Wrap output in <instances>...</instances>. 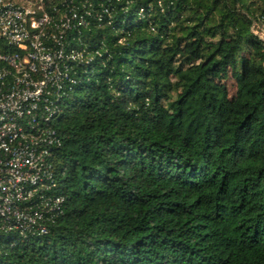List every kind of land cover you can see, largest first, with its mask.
I'll return each instance as SVG.
<instances>
[{
    "label": "trees",
    "instance_id": "16d2710c",
    "mask_svg": "<svg viewBox=\"0 0 264 264\" xmlns=\"http://www.w3.org/2000/svg\"><path fill=\"white\" fill-rule=\"evenodd\" d=\"M72 3L91 59L52 121L62 212L0 264H264V0Z\"/></svg>",
    "mask_w": 264,
    "mask_h": 264
},
{
    "label": "built area",
    "instance_id": "2783aa9c",
    "mask_svg": "<svg viewBox=\"0 0 264 264\" xmlns=\"http://www.w3.org/2000/svg\"><path fill=\"white\" fill-rule=\"evenodd\" d=\"M47 0H0V236L47 233L62 212L51 156L59 144L52 121L79 83L77 67L91 56L74 29L89 24L69 0L47 10ZM100 20V18H98ZM87 55H86V54Z\"/></svg>",
    "mask_w": 264,
    "mask_h": 264
},
{
    "label": "rangeland",
    "instance_id": "374dc122",
    "mask_svg": "<svg viewBox=\"0 0 264 264\" xmlns=\"http://www.w3.org/2000/svg\"><path fill=\"white\" fill-rule=\"evenodd\" d=\"M255 32L264 39V30L260 27L255 26ZM226 84L228 85L229 95L234 93V81L231 77L226 79Z\"/></svg>",
    "mask_w": 264,
    "mask_h": 264
}]
</instances>
